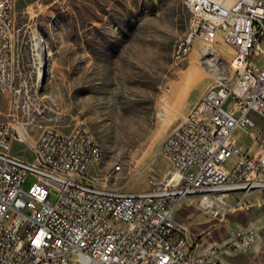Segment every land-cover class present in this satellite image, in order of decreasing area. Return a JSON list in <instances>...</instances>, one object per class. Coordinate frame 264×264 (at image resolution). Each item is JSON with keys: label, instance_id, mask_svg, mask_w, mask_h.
Returning <instances> with one entry per match:
<instances>
[{"label": "built area", "instance_id": "2783aa9c", "mask_svg": "<svg viewBox=\"0 0 264 264\" xmlns=\"http://www.w3.org/2000/svg\"><path fill=\"white\" fill-rule=\"evenodd\" d=\"M182 1L190 27L174 56L185 58L197 41L219 33L235 49L233 75L216 72V82L163 138L170 165L141 191L104 188L90 174L99 147L83 121L67 134L45 126L33 140L28 120L0 121V264H225L219 254L228 242L199 249L175 215L190 197L216 215L231 194L264 190V120L255 151L235 136L255 126L251 112L264 119V0ZM14 2L0 0V84L28 110L37 94L34 77L15 79ZM34 53L32 36L33 72ZM16 141L28 145L31 158L13 153ZM29 175L36 180L25 190ZM255 236L253 228H235L231 245L248 247Z\"/></svg>", "mask_w": 264, "mask_h": 264}, {"label": "rangeland", "instance_id": "374dc122", "mask_svg": "<svg viewBox=\"0 0 264 264\" xmlns=\"http://www.w3.org/2000/svg\"><path fill=\"white\" fill-rule=\"evenodd\" d=\"M13 15L15 79L34 77L37 96L28 110L22 109L0 84V121L28 120L32 140L45 126L67 134L83 121L102 150L90 174L98 183L123 191L144 190L161 176L170 165L160 151L163 138L216 82V72L233 75L235 49L219 33L197 41L185 58L175 59V43L190 27V12L182 0H15ZM35 30L45 37L50 52L39 83L30 54ZM211 43L220 52L219 62L208 60ZM250 116L255 126L239 128L235 136L252 152L264 119L256 112ZM12 151L31 158L25 143L16 141ZM232 161L224 166L229 168ZM35 180L29 175L23 188ZM51 192L50 200L56 201L55 185ZM249 198L240 204L231 194L227 208L217 204L219 212L212 215L199 206L198 197H190L175 218L199 249L228 242L219 258L236 264L252 246L264 247V203L259 206L253 195ZM251 226L258 232L248 247L231 245L235 228Z\"/></svg>", "mask_w": 264, "mask_h": 264}, {"label": "bare ground", "instance_id": "6f19581e", "mask_svg": "<svg viewBox=\"0 0 264 264\" xmlns=\"http://www.w3.org/2000/svg\"><path fill=\"white\" fill-rule=\"evenodd\" d=\"M33 37L35 39V53H34L35 82L39 83L40 79L42 80L44 71L48 68L50 52H48L47 40L45 39V37L39 31L35 30V32L33 34ZM209 46H210L211 54L209 55L208 60L209 61H214V60L218 59V62H219L220 52L214 47L213 43L209 44ZM222 49L224 51H228V48H226L224 46L222 47ZM173 54L175 55V47H174ZM174 57H175V59L179 60V56H174ZM216 63H214V64H216ZM217 68H220V66L218 65ZM32 94H37V92L32 89ZM165 110H166V108H165ZM164 116H165V114H164ZM90 139H91L92 143H94L97 147H99V156H98V158H100L101 155H102V150H101L98 142L96 141V139H95V137H94V135L92 134L91 131H90ZM104 188H113V187L104 185Z\"/></svg>", "mask_w": 264, "mask_h": 264}, {"label": "crops", "instance_id": "0c3cea01", "mask_svg": "<svg viewBox=\"0 0 264 264\" xmlns=\"http://www.w3.org/2000/svg\"><path fill=\"white\" fill-rule=\"evenodd\" d=\"M233 195H236V197L241 199L240 204H245L246 200L249 201L250 200L249 197H251V195H253V199L256 205L262 206L264 203V190H252L247 194L238 192ZM250 228L254 229V232L257 236V232H258L257 228L255 226H251ZM257 249L258 251L255 252ZM259 249H264V247L261 246L260 244H256L255 246H252L247 253H243L242 260L236 261V264H264V261L262 259L264 257V252L259 251ZM223 251L226 252L227 249H222L220 252H223ZM221 261L224 262L225 264H230L228 261L224 259L223 260L221 259Z\"/></svg>", "mask_w": 264, "mask_h": 264}]
</instances>
